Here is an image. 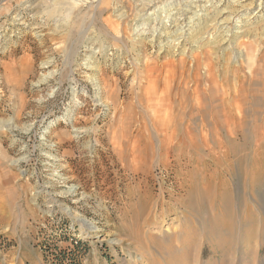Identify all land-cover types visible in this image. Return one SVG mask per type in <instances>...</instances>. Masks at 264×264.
Masks as SVG:
<instances>
[{"label":"rangeland","instance_id":"1","mask_svg":"<svg viewBox=\"0 0 264 264\" xmlns=\"http://www.w3.org/2000/svg\"><path fill=\"white\" fill-rule=\"evenodd\" d=\"M141 2L0 0V264H170L164 248L189 264H243L247 232L249 262L264 264V213L253 198L264 196V143L255 151L249 132L219 135L209 121L197 145L154 132L166 107L161 94L141 98L148 82L138 71L185 47L155 32L175 29L178 0L142 13ZM238 13L227 40L215 43L213 29L206 42L221 65L231 42L238 54L228 63L239 66L247 49L256 67L264 1ZM246 85L242 106L261 125L264 57Z\"/></svg>","mask_w":264,"mask_h":264},{"label":"bare ground","instance_id":"2","mask_svg":"<svg viewBox=\"0 0 264 264\" xmlns=\"http://www.w3.org/2000/svg\"><path fill=\"white\" fill-rule=\"evenodd\" d=\"M156 1L158 0H142V2L140 3L141 13L144 12L146 8H149L150 5L155 4L154 2ZM166 1L167 0H165V2ZM245 1L248 0H233L232 2H229L231 3V6L228 5L224 8H222L220 4L213 3L212 7H214V14L210 15V13L207 12L206 14L202 15L200 11H207L206 7L208 6L209 2H212V0H184V3L178 0V3H176V5H178L179 8L176 9V12L172 14L173 18H171V22L174 23L175 29H173V31H171L172 29L168 30L164 28L155 30V32L162 31V34L160 36L161 39L163 38L164 40H168L169 38H173V45L181 44L185 47L182 51V57L177 60L174 59L170 61L172 63H169L167 61L159 64L156 61L152 63L146 61L144 63V67L141 68L142 71H138L139 73L141 72L143 74L142 77L144 82H148L147 88L140 94L141 98L149 99L152 94L154 96L161 94V99L164 102H160V105L166 107L164 109V114L165 116L167 115L165 119V124L160 126L153 125L154 132H156L158 136L162 135L163 133H166V130H169L170 134L172 135H174L172 131H177L181 135H183L186 140H191L197 145V141L200 142V139L195 140V138H199V135H197L196 131H199V129L209 130L210 128H208L207 125L209 121V124L213 123V125L215 126L214 131L219 135L222 132L227 131L225 133H227L229 137L230 133H232V129L236 127H238L239 129L241 128L244 132H249L251 139L255 141V151L257 150V147L263 145L264 121L261 120L263 121L261 125L258 122H255L254 124H249V114H246L241 102L244 100L248 93L246 89V83L249 81V79H253L254 75L259 69H262L264 55L262 53L257 52L259 54L257 55L256 59L257 66L254 67V57H251L247 49H243V55L241 54L239 57V66L232 67L228 62H230V58H233V55L235 53L238 54V52H235L236 50H234V45L228 39L226 43H230L226 48H228V51L230 52L228 54H224L226 64L221 65L219 62L221 61L222 57H220V54L217 55L216 51L213 52V48L211 47L212 43L206 42L208 36L211 34V30L213 29H215V35H213L214 33H212V37L217 39L215 40V43H218L222 40H227L228 33L232 31L231 26L233 25V19L235 18V16L239 15L238 12L240 11V9H251V7L256 3L257 0H250L247 3H244ZM262 4L263 2L260 3V6ZM150 17L152 16H147V14H145L142 20L148 19ZM189 23H192V25L190 26ZM245 23H248V21H245ZM184 25L185 27H183ZM162 26L164 27V25ZM186 27H188V29H185ZM118 28L120 30L119 25L117 27H114L113 30H117L118 32ZM189 30L192 31L188 33ZM108 31H110V29ZM224 32L225 35L222 34ZM249 32L240 31L236 33H240V37H244L248 35ZM188 44L191 45V48H188L187 50ZM193 47L195 48L193 49ZM230 53H233V55ZM259 64L261 66H259ZM222 66L223 72L221 71ZM219 76L220 78H222L221 80L219 79L220 81L218 80ZM96 84L100 85V82L97 81ZM174 90H176L175 96H171V93ZM173 97L175 98L177 103L180 101L178 103L179 105H177V111H175V109L172 107L173 103H170ZM167 100L168 102H166ZM206 107H208V109ZM145 108L150 109V106L148 105ZM202 108H204V110H202ZM200 109L204 112H202ZM194 110L200 112V116H198L197 119L196 116H194V114L192 113ZM185 115L187 116V118ZM193 120H197L199 123L197 124V126L200 127L191 126L188 124L186 125V123L192 122ZM216 133L214 134L216 135ZM218 141L220 144L224 145L222 143V141L224 142L223 139L220 138ZM255 175L256 173H251L250 177L254 178ZM253 198L256 201L260 202L259 206L261 207V210L264 213V206L261 205V203L264 204V196L262 198H259L255 195ZM85 224L88 223L84 222V225ZM214 229L215 227L213 228V230ZM247 233L245 235L246 243H244V246L246 248H249L248 250L250 252L251 247L247 244L248 241L250 242V240H248L249 234ZM165 249L166 248L163 249V251H165L164 253H168V255L171 256L168 259L170 264H189V261L186 260L187 254H183L181 258H178L176 256V253L178 252L177 249H172V251L174 252H168V250L170 249ZM249 252H247V254L246 252L242 253V259L244 262L243 264H251L249 262L250 257L248 259ZM256 252H259V249H257Z\"/></svg>","mask_w":264,"mask_h":264}]
</instances>
